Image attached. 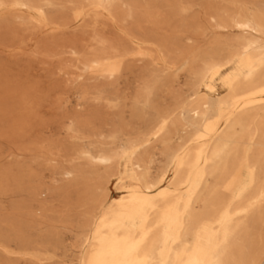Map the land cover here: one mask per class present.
<instances>
[{
    "label": "bare ground",
    "instance_id": "obj_1",
    "mask_svg": "<svg viewBox=\"0 0 264 264\" xmlns=\"http://www.w3.org/2000/svg\"><path fill=\"white\" fill-rule=\"evenodd\" d=\"M67 1L64 17L59 0H0V20L52 33L100 14L117 20L119 0ZM174 5L178 13L190 7ZM208 24L200 48L167 52L154 37L127 32L133 49L80 61L78 77L108 79L140 61L142 84L129 105L84 98L108 109L70 116L62 139L43 136L47 121L36 105L17 119L13 133L28 135L29 160L13 180L29 202L23 215L15 205L14 246L0 241L12 264H53L62 230L80 216L86 229L73 264H264V0H221ZM180 71L185 91L167 100L165 73Z\"/></svg>",
    "mask_w": 264,
    "mask_h": 264
},
{
    "label": "rangeland",
    "instance_id": "obj_2",
    "mask_svg": "<svg viewBox=\"0 0 264 264\" xmlns=\"http://www.w3.org/2000/svg\"><path fill=\"white\" fill-rule=\"evenodd\" d=\"M77 5H86V0H74ZM181 1L190 7L184 13H178L175 2ZM65 4L62 11L68 17L70 4L67 0H59ZM221 0H119L114 4L117 20L114 22L105 14L93 20L88 19L83 24L70 23L68 30L52 33L46 29L25 27L19 23L2 18L0 20V241L14 246L11 224L15 205L20 203L21 214L27 211L28 196L25 190L17 193L14 186V173L19 163L24 169L29 155L26 147L29 137L22 134L16 138L13 133L14 124L18 118L25 115L31 105L47 121L44 137H64L63 127L70 116L78 112H103L108 109L104 102L93 101L84 104L83 99H92L101 94L105 97H118L129 100L141 88L142 62H126V68L118 77L108 79L84 74L78 77L80 61L94 53L109 52L112 49H133V44L125 33L153 38L165 47L174 51L200 48L204 45L209 30L208 14L218 10ZM132 16L127 17L128 10ZM149 10L150 17L156 21L153 28L143 16ZM54 16L56 12L50 11ZM104 40V44L98 41ZM174 45V48H173ZM72 49L78 56L72 54ZM161 72L162 67L157 66ZM167 80L160 95L170 100L176 91H185L188 80L187 73H165ZM20 148V151L17 149ZM156 149L157 160L161 157ZM115 193L114 181L109 185ZM70 224L63 229L64 242L53 264H73L77 256L74 245L85 231L86 221L69 220ZM72 231H71V230ZM15 257L0 251V263L12 264ZM17 262V261H16ZM19 264H25L20 261Z\"/></svg>",
    "mask_w": 264,
    "mask_h": 264
}]
</instances>
